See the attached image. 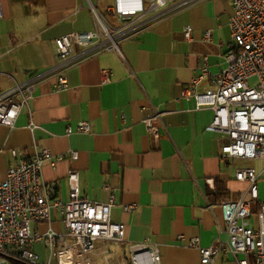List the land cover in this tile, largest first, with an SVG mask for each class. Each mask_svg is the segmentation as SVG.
<instances>
[{
    "label": "crops",
    "instance_id": "obj_1",
    "mask_svg": "<svg viewBox=\"0 0 264 264\" xmlns=\"http://www.w3.org/2000/svg\"><path fill=\"white\" fill-rule=\"evenodd\" d=\"M89 0H0V90L56 64L55 37L94 27ZM106 11L114 0H91ZM231 0H196L174 11H165L155 21L140 27L118 42L115 50H99L68 64L64 71L69 88L55 90L54 76L35 86L12 127L0 123V181L14 160L11 148L32 152L47 148L65 154L52 165L42 164L44 182L53 184L56 196L68 199L67 171L75 168L80 192L90 199L106 201L110 191L114 204L110 218L125 224L128 241L146 238L156 242L160 264H200L197 249L187 239L197 236L207 246L225 238L220 200L237 199L247 182L234 178L239 167L254 168L264 181V161L221 156L226 134L206 126L213 112L194 108L191 99L180 96L182 84L199 73L203 56L216 73L226 66L223 56L230 41ZM114 23V17L105 13ZM191 29V39L183 28ZM211 40H203V32ZM83 48L75 47V53ZM102 69L109 80L101 83ZM210 87L203 79L202 91ZM160 113L159 136L149 134L142 121ZM37 127L30 129L29 121ZM87 120V133L66 134L67 126ZM75 150L77 159L67 152ZM260 161V167L251 165ZM212 178V184L206 182ZM216 185L226 195L215 198ZM260 199V190H259ZM49 225L64 229L62 218L51 210ZM48 224L35 228L44 231ZM183 236L182 239L179 236ZM33 250L44 261L47 248L35 243ZM94 254V264H106ZM0 264H12L3 259ZM213 264H235L219 256Z\"/></svg>",
    "mask_w": 264,
    "mask_h": 264
},
{
    "label": "built area",
    "instance_id": "obj_2",
    "mask_svg": "<svg viewBox=\"0 0 264 264\" xmlns=\"http://www.w3.org/2000/svg\"><path fill=\"white\" fill-rule=\"evenodd\" d=\"M196 0H114L106 11H99L95 3L87 7L93 15L94 27L86 31H73L54 38L56 64L47 70L32 74L0 90V123L12 127L23 107L33 96L36 84L43 78L54 76L55 90L69 88L64 74L68 64L99 50H115L120 55L118 42L137 29L155 21L165 11H174ZM229 19L230 41L223 56L226 66L216 73L207 68L206 56L199 73L182 84L180 96L191 99L194 108L208 107L213 115L207 130L227 135L221 146L224 159L242 158L264 161V0H231ZM105 13L114 17L110 22ZM3 16L0 7V18ZM183 36L191 39V29L183 28ZM209 30L203 32V40H211ZM75 47L83 48L75 53ZM101 83L109 80L111 71L101 70ZM207 79L210 87L199 91L198 85ZM254 78V81L251 79ZM146 130L159 136L160 113L142 119ZM28 127H37L30 118ZM87 120L78 121L74 128L67 126L66 134L87 133ZM1 151V148H0ZM13 162L6 168L0 181V263L14 258L26 264H94L97 253L106 264H160L158 244L149 238L128 241L125 224L110 218L114 193L110 191L106 201L90 199L80 192L75 168L67 171L68 199L56 196L53 184L43 181L42 164L52 165L65 154H53L47 148L27 152L11 148ZM75 160V150L67 152ZM261 173L254 168L235 169L234 178L247 182V187L237 199L224 198L218 203L222 210L225 238H215L207 245L200 244L197 236L187 239L189 247L197 249L200 264H213L219 256L230 258L235 264H264V200L259 199L258 180ZM212 184V178L206 179ZM258 209L253 211L252 204ZM59 212L64 226L57 232L50 227V213ZM253 215V219L250 217ZM47 223L44 231L35 228ZM183 236H179L182 239ZM35 243H43L48 256L41 262L33 250ZM118 247V252L111 247Z\"/></svg>",
    "mask_w": 264,
    "mask_h": 264
},
{
    "label": "rangeland",
    "instance_id": "obj_3",
    "mask_svg": "<svg viewBox=\"0 0 264 264\" xmlns=\"http://www.w3.org/2000/svg\"><path fill=\"white\" fill-rule=\"evenodd\" d=\"M251 81H254V78H252ZM251 165H253L254 167L258 168V167H260L261 162L260 161H255V162H252ZM259 190H260V199L264 200V181L260 180V182H259ZM252 209H253V211H256L258 209V205L256 203H253L252 204ZM253 215L254 214H252L250 219H253ZM111 248L114 251H117V252L119 251L118 247H116V246H113ZM46 256H48V253H46V255L44 256L45 259H46ZM51 264H56V258L55 257H52Z\"/></svg>",
    "mask_w": 264,
    "mask_h": 264
},
{
    "label": "trees",
    "instance_id": "obj_4",
    "mask_svg": "<svg viewBox=\"0 0 264 264\" xmlns=\"http://www.w3.org/2000/svg\"><path fill=\"white\" fill-rule=\"evenodd\" d=\"M226 195V190L223 189L220 185H216V189H215V193H214V197L215 198H221L223 196ZM10 261L12 264H26L24 262H21L17 259H14V258H10Z\"/></svg>",
    "mask_w": 264,
    "mask_h": 264
}]
</instances>
